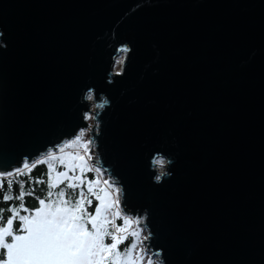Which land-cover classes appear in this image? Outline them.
Instances as JSON below:
<instances>
[{
  "label": "water",
  "instance_id": "obj_1",
  "mask_svg": "<svg viewBox=\"0 0 264 264\" xmlns=\"http://www.w3.org/2000/svg\"><path fill=\"white\" fill-rule=\"evenodd\" d=\"M0 28L7 41L2 70L11 82L0 130L18 155L31 157L71 133L81 123L78 85L91 77L104 87L107 64L130 57L128 76L105 89L112 108L100 109V150L119 161L116 172L140 202L153 192L157 210L175 202L180 238L167 222L161 229L172 264H187L197 243L201 258L225 260L259 247L264 0H0ZM157 50L162 63L154 62ZM169 78L197 124L173 130L172 176L154 187L146 148L167 134L160 83Z\"/></svg>",
  "mask_w": 264,
  "mask_h": 264
},
{
  "label": "snow or ice",
  "instance_id": "obj_2",
  "mask_svg": "<svg viewBox=\"0 0 264 264\" xmlns=\"http://www.w3.org/2000/svg\"><path fill=\"white\" fill-rule=\"evenodd\" d=\"M3 35L0 28V52L7 50ZM120 48L124 53L133 50L127 43H121ZM129 59L107 64L100 77L104 87L91 77L78 85L80 100L74 112L81 123L71 133L48 142L44 150L31 157L18 155L0 130V264H172V250L161 229L167 222L173 225L170 234L180 238L181 231L173 223L175 202L168 199L157 210L152 204L158 196L154 192L149 202H140L141 194L116 172L119 161L107 159L100 150V109L112 108V98L105 89L121 84L128 76ZM154 62L162 63L159 50ZM3 65L0 58V106L11 89ZM160 90L159 118L167 134L162 133L147 146L145 156L154 187L172 176L171 164L178 154L172 150L176 142L173 130L197 124L193 110L185 111L187 99L174 81L162 79ZM166 163L169 168L163 170ZM36 165H43L44 171L33 178L31 170ZM156 165L160 171L155 170ZM21 176L26 180L15 179ZM37 186H43L40 195L36 194ZM26 197L35 201L34 206L26 205ZM200 249V244L194 245L187 264H264V199L257 249L226 260L201 258Z\"/></svg>",
  "mask_w": 264,
  "mask_h": 264
},
{
  "label": "trees",
  "instance_id": "obj_3",
  "mask_svg": "<svg viewBox=\"0 0 264 264\" xmlns=\"http://www.w3.org/2000/svg\"><path fill=\"white\" fill-rule=\"evenodd\" d=\"M43 171H44V166H43V165H36V166L31 170V175H32L33 178H35L37 175L41 174ZM15 179H25V180H26V177L21 176V177H17V178H15ZM4 182H5V184H6L7 181L5 180ZM42 189H43V186H37V187H36V194H37V195L42 194ZM13 191H15V184H14V186H13ZM25 191H26V192L29 191V188H28L27 182L25 183ZM25 203H26L27 206L32 207V206H34L35 201H34L32 198H30V197H26V198H25Z\"/></svg>",
  "mask_w": 264,
  "mask_h": 264
},
{
  "label": "rangeland",
  "instance_id": "obj_4",
  "mask_svg": "<svg viewBox=\"0 0 264 264\" xmlns=\"http://www.w3.org/2000/svg\"><path fill=\"white\" fill-rule=\"evenodd\" d=\"M121 58V55L120 56H118L117 58H116V60H118V59H120ZM88 123L89 124H91L92 123V121L90 120V121H88ZM85 138H87V132L85 133ZM156 167H157V169L158 170H161V168H160V166L159 165H156Z\"/></svg>",
  "mask_w": 264,
  "mask_h": 264
}]
</instances>
